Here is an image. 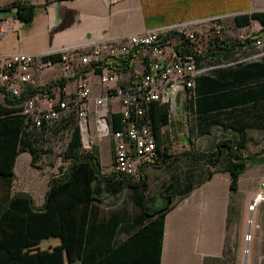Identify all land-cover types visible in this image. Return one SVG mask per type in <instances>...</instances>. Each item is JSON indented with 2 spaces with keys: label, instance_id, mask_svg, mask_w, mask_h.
<instances>
[{
  "label": "crops",
  "instance_id": "obj_1",
  "mask_svg": "<svg viewBox=\"0 0 264 264\" xmlns=\"http://www.w3.org/2000/svg\"><path fill=\"white\" fill-rule=\"evenodd\" d=\"M11 1L0 0V5ZM28 1L37 4L36 15L30 24L16 18L15 9L0 11V54L18 51L52 53L69 45L108 37L119 38L163 24L194 19H209V23L222 27V22L231 13L264 11V0ZM6 24L8 27L4 30L3 25ZM199 26L201 24L197 29ZM262 27L263 24L254 19L250 25L240 28L248 34ZM238 49L240 74L244 69L252 70L250 64L254 63L255 97L240 103L237 108L224 109L222 112L235 111L231 117L241 123L262 124L264 45L257 47L250 43ZM171 50L174 51V48ZM144 54L145 51L136 56L134 74L142 73ZM61 73L62 64L58 61L47 71H36L34 85L49 83L58 79ZM203 74L196 77L192 88L179 91L176 107L171 110V122L163 127L162 146L169 147L174 153L192 147L200 149L198 141L201 139L211 140L209 149L215 148L223 138L211 131V125H200L197 122L200 116L211 118L221 113L217 110H196L193 97L196 99L211 93L202 89L200 84L196 86L197 78ZM126 75L120 73V78ZM240 87L242 90L244 85ZM177 113L185 117L187 125V132L180 134L184 145L181 150H175L178 124L173 119ZM190 117L195 120L193 129ZM242 136L247 137L248 141L251 138L247 132L235 134L236 139ZM98 147L101 158L103 149L109 152L111 140H102ZM32 158L29 151L17 154L11 193L25 191L32 196L38 194V202L33 198L36 206H41L45 201L50 178L47 181L42 178L32 164ZM262 165L264 163H249L248 169L239 178L238 189L232 191V176L224 170V163L209 165L201 160L179 157L163 166L146 165V180L141 185L134 182L129 184L121 174H114L112 161L107 169L101 165L102 173L109 176L108 180L92 182L91 175L83 173L77 174L67 184L56 187L53 202L46 211H31L30 202L20 199L3 232L0 248L8 250L12 257H17L18 264H93L106 253L117 250L133 253L131 256L137 259L142 253H156L159 249V229L151 223L158 214L152 213L166 207L165 201L170 196L169 205L172 208L166 215L164 225L161 264H204L208 257L223 255L232 227H242L247 232L246 222L252 215L249 206L264 180L262 172L258 170ZM209 170L214 171L211 176ZM92 185L98 194L93 200L90 198ZM232 206L240 210V218H235L228 228ZM253 217L259 228L257 230H261L263 211L257 208ZM129 237L135 238L133 243L122 245ZM130 264L139 263L133 260Z\"/></svg>",
  "mask_w": 264,
  "mask_h": 264
},
{
  "label": "built area",
  "instance_id": "obj_2",
  "mask_svg": "<svg viewBox=\"0 0 264 264\" xmlns=\"http://www.w3.org/2000/svg\"><path fill=\"white\" fill-rule=\"evenodd\" d=\"M208 22L209 19L180 21L119 38L64 47L52 53H2L0 87L16 97L23 96L30 86H36L35 72L51 69L56 62L50 55L59 53L62 73L58 79L63 78L65 82L52 86L45 93L30 94L23 100L21 113L26 122L44 131V135L52 136L73 115L83 146L91 148V133L100 141L112 139L114 170L139 182L143 178L141 168L154 165L160 159L158 141L148 117L150 104L168 102L172 110L176 107L179 91L192 88L196 77L203 72L195 59L178 57L173 50L167 53L168 44L163 45L162 40L178 32L196 43L195 27ZM7 27L3 25L4 30ZM221 31L222 27L217 26L215 32L220 34ZM250 35L252 33L244 38ZM252 43L257 47L264 45V32ZM138 48L139 54L145 51L142 73L128 70L122 72L127 75L120 78V72L112 63L127 62ZM116 113L119 114L117 118ZM260 202H264V181L249 206L250 224L254 223L253 212ZM246 236L247 241L252 240L251 228ZM263 262L264 255L261 256Z\"/></svg>",
  "mask_w": 264,
  "mask_h": 264
},
{
  "label": "trees",
  "instance_id": "obj_3",
  "mask_svg": "<svg viewBox=\"0 0 264 264\" xmlns=\"http://www.w3.org/2000/svg\"><path fill=\"white\" fill-rule=\"evenodd\" d=\"M15 9V17L25 24H30L37 10V4L28 0H12L6 4L0 5V11H10ZM257 19L263 27L257 32L246 38H217L212 47L206 53H198L195 48V43L186 39L183 34L178 32H172L162 40L163 45H167L169 40L176 39L177 43L174 46V52L178 57L185 59H195L198 66H203L207 61H214L219 59L222 55H234L235 51L244 45L252 43V41L260 36L264 32V11H254L251 14L237 15L234 19L235 23L239 27L248 26L252 23V20ZM140 53V49H135L127 62L112 63V66L120 73L130 70L133 71V63L136 56ZM50 58L57 62L61 59L59 53L50 55ZM251 63L252 70L247 71L244 69L240 74L239 63L235 66L218 67L212 71L205 73L197 78V85H201L202 89H206L211 93L200 95L199 97H193L196 101V110L199 112H209L210 110H217L218 113L215 117H198L197 122L199 124H205L208 122H220L227 120L230 123H234L241 133L247 132V127L252 123H241L237 118L231 117L235 111H229L223 113L224 109L237 108L240 103H244L253 100L255 93L253 90L254 83V70ZM245 66V65H244ZM65 79H55L44 85L30 86L29 91L24 93L21 97H16L5 89L0 87V93L3 95V99H0V242L3 232L8 226L14 206L20 199H26L30 202V210L42 212L46 211L52 204L54 199V191L56 187L63 186L70 182L77 174L84 175L88 173L91 175L92 182L98 179L108 180L109 176L102 173L101 158L98 145H92L90 149H83V140L80 132V128L75 126L72 137L70 138L65 150L64 158L69 160V164L60 172L51 176L49 179V188L45 195V201L41 206H36L33 196L25 191L12 192V184L14 177V165L17 154L23 151H29L33 158L32 164L43 155L52 153L51 149L44 148L43 139H47L51 136L44 135V131L36 127H30L26 122L25 117L21 113V104L23 100L30 94L45 93L50 90L54 85L64 83ZM243 89L241 90L240 86ZM206 91V92H207ZM202 96V97H201ZM191 114V105H190ZM224 115V116H223ZM118 113L115 114L117 118ZM191 116V115H190ZM221 118H220V117ZM148 117L150 119L154 135L158 141L160 159L156 166L166 165L171 160L179 157H187L195 160H201L209 165H217L218 163H224V170L230 172L232 176L231 189L236 191L238 189L240 176L248 169L249 163L262 164L264 163V146L255 153H248L247 143L248 139L242 136L241 139H236L235 136H223L215 146L209 150L196 149L192 147L182 152L174 153L167 146H162L161 139L163 137V127L171 122V106L168 102L153 101L150 104L148 111ZM68 121H73V115L67 118ZM194 119L190 117V124L193 129ZM62 126H65V125ZM118 128V124L114 125ZM143 178L139 182H134L130 177L122 175V178L127 180L129 184L139 183L144 184L146 180V174L144 166L141 168ZM214 171L209 170L211 176ZM114 174H119L116 171ZM98 194L94 185L91 187V200L97 198ZM170 196L167 198L170 200ZM143 202V201H141ZM145 210L148 208L143 205ZM171 205H167L161 209H156L152 214H158L157 217L151 222L157 225L159 229V249L156 253H142V256L135 259L131 256L130 252H123L122 250L112 251L106 253L101 259L93 264H130L133 260H137L139 264H161L162 257V240L164 235V225L166 215L171 209ZM239 209L232 206L230 208V215L228 218V228L230 223L236 218H240ZM135 240L134 237H129L123 241L122 245H130ZM237 247V245H236ZM235 247V248H236ZM234 248V249H235ZM236 250V249H235ZM231 249L225 245L223 255L220 257H208L204 264H226L227 255L230 254ZM84 261V259H83ZM19 259L12 257L11 253L0 248V264H18ZM83 264H85L83 262Z\"/></svg>",
  "mask_w": 264,
  "mask_h": 264
},
{
  "label": "rangeland",
  "instance_id": "obj_4",
  "mask_svg": "<svg viewBox=\"0 0 264 264\" xmlns=\"http://www.w3.org/2000/svg\"><path fill=\"white\" fill-rule=\"evenodd\" d=\"M239 12H234L230 14V17L227 18L224 23L222 22V31L220 34H217L215 32L216 25L212 23L206 24L201 23V26L197 29V26L195 27L197 29L198 33V40L195 43V48L198 51V53H206L213 45L215 40L217 38L219 39H225V38H244L247 33H244L245 31L236 25L234 19L235 16L238 15ZM246 14V13H243ZM242 15V14H239ZM204 21H208V19H202ZM180 22V21H179ZM172 24V23H167ZM163 24V25H167ZM203 24V25H202ZM161 26V25H160ZM109 38V37H108ZM105 39V38H104ZM92 42L87 41L85 43ZM177 43L176 39H171V41L168 43V45L165 48V51L169 52L171 49L174 48L175 44ZM79 44H84L79 43ZM75 44V45H79ZM74 45H69L65 47H70ZM64 48V47H63ZM239 49L235 51V54L222 55L219 59L214 61H207L203 66H200L203 69V73H208L212 71L215 68L218 67H226V66H235L239 63L240 57H239ZM95 92H97L95 88ZM0 99H3V95L0 93ZM175 122H177V144L175 150H181L184 145L181 143L180 137L181 133L185 134L187 132V125H186V119L184 116H182L180 113H177L175 115V119H173ZM70 122V121H68ZM208 125H211V131L218 136H235V134L241 133L239 128L234 124L230 123L227 120L220 121L218 123L216 122H208L205 123ZM65 126H61L60 129H57L51 137L47 139H43L44 141V148L51 149L52 153L43 154L38 161L34 164V167L38 171V173L42 176L43 179L47 181L48 178L55 175L56 173L60 172L61 169L65 168L69 164V160L64 158V150L72 137L73 130L75 128V123L71 121L70 123L64 124ZM247 133L250 134V139L248 141L247 145V151H257L260 150L261 147L264 146V123L262 124H256L252 123L249 124L247 127ZM170 133V130H168ZM173 134V133H172ZM179 136V137H178ZM257 139V141L255 140ZM111 140V147L109 152L106 151V149H103L101 155V165L104 169H107L111 162L113 161V141ZM211 140H199L198 141V147L200 149L207 150L211 147ZM101 143L100 140L96 139L93 136V133H91V137L89 139V145L90 147L92 145H98ZM83 149L87 150L89 147H84ZM258 170L262 172V176L264 178V165L259 166ZM264 181V180H263ZM47 185V182H46ZM20 189H24L19 186ZM35 200L38 202L39 195L33 194ZM166 205L170 204V200L167 199L165 201ZM258 210L263 211L264 214V202H260L257 206ZM256 208V209H257ZM250 211V209H249ZM256 211V210H255ZM254 211V212H255ZM254 220V217H252ZM239 222V221H238ZM250 217H248L246 222V229L247 232L251 228L253 231V237L251 241H247V232L245 229H242V227L239 229H235L232 227L228 234V240H227V248L231 249L230 254L227 255V263L226 264H264L261 263V256L264 255V222L261 230H257V222L254 220V223L250 224ZM252 225V226H251ZM256 232V234H255ZM237 245V247H236ZM236 247V248H235ZM236 250H235V249Z\"/></svg>",
  "mask_w": 264,
  "mask_h": 264
}]
</instances>
